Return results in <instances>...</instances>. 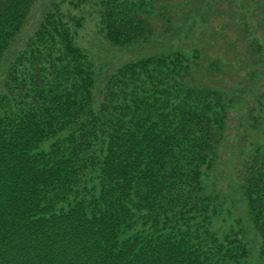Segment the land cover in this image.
Returning <instances> with one entry per match:
<instances>
[{
  "label": "trees",
  "instance_id": "obj_1",
  "mask_svg": "<svg viewBox=\"0 0 264 264\" xmlns=\"http://www.w3.org/2000/svg\"><path fill=\"white\" fill-rule=\"evenodd\" d=\"M37 1L0 0V264H248L250 232L264 264L263 123L239 147L238 183L216 188L235 100L189 82L199 52L128 60L100 80L76 41L83 16L63 8L91 0H48L25 32ZM95 4L115 47L149 42L153 15L164 31L177 21L151 0Z\"/></svg>",
  "mask_w": 264,
  "mask_h": 264
},
{
  "label": "rangeland",
  "instance_id": "obj_2",
  "mask_svg": "<svg viewBox=\"0 0 264 264\" xmlns=\"http://www.w3.org/2000/svg\"><path fill=\"white\" fill-rule=\"evenodd\" d=\"M47 1L36 2L25 32L34 28ZM97 1L91 0L81 9L74 10L67 4L63 8L67 15L83 16L76 41L95 58L96 69L103 66L100 80L125 61L182 48L188 56L194 50L199 52L200 60L192 64L189 74L191 84L220 87L234 97L224 153L211 176L216 188L231 189L242 173L240 145L247 148L250 141L262 140V132L253 133L250 126L264 125V25H259L264 23V0H151L153 12L177 18L173 30L164 31V22L153 15L151 24L156 36L126 48L113 46L98 31ZM249 43L255 48L261 46L259 54L251 51ZM236 208L243 215L241 207ZM247 236L252 245L248 264H260V239L253 232Z\"/></svg>",
  "mask_w": 264,
  "mask_h": 264
}]
</instances>
